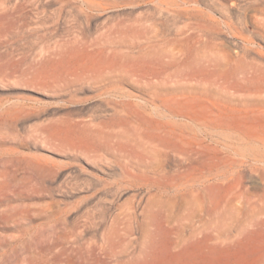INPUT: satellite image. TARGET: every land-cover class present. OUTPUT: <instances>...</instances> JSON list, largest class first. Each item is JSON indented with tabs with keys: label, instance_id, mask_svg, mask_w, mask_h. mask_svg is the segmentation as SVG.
<instances>
[{
	"label": "rangeland",
	"instance_id": "obj_1",
	"mask_svg": "<svg viewBox=\"0 0 264 264\" xmlns=\"http://www.w3.org/2000/svg\"><path fill=\"white\" fill-rule=\"evenodd\" d=\"M92 1L87 8L83 0H0V264H264V163L241 155L234 156L240 166L222 162L227 149L200 140L207 127L191 123L195 139L167 136L170 160L162 168L155 157L145 167L118 151V138L100 123L108 120L117 69L157 82L182 68L193 49L205 50L204 42L221 62L264 67V0ZM140 18L153 21L150 40L140 39L148 50L135 58L126 49L108 53L106 28ZM179 43L186 51L178 52ZM167 79L178 91L154 89L163 91L154 100L130 80L118 86L142 112L216 111L206 99L184 100L193 80ZM175 191L187 201L166 205ZM254 209L259 216L249 220Z\"/></svg>",
	"mask_w": 264,
	"mask_h": 264
},
{
	"label": "bare ground",
	"instance_id": "obj_2",
	"mask_svg": "<svg viewBox=\"0 0 264 264\" xmlns=\"http://www.w3.org/2000/svg\"><path fill=\"white\" fill-rule=\"evenodd\" d=\"M83 2L87 8H90L93 4L92 0H83ZM152 25H153V21L148 23V19L140 18V19L135 20L134 22H131L128 24L123 25L120 23V24H114L112 26L107 27L106 28V37H107L106 49L108 50V53L115 55L116 53H122L123 49H126L128 52L133 54L134 58H135L136 56H138L141 53V51H142L141 49H145L144 45L141 43V40H140L141 36L144 35V36H146L145 37L146 40H148V41L150 40L151 36H147V35H149L151 33ZM130 27L135 29L137 31V33H130V34L124 33V34H122L123 31L130 29ZM192 36H190V37H189V35L186 36L189 39V43H190V38ZM196 37H195V39H196ZM181 40H183V39H181ZM100 41H103V39H101ZM183 42H188L187 38H186V40H183ZM183 42H181V44ZM170 44H171V42H170ZM181 44H180V46H178L180 48V51H178L179 48L177 51L178 52H181V50H182V52L186 51V50L183 51V49L185 47H184V45L181 46ZM204 44L207 46L209 45L208 43L206 44V42H204ZM97 45H98V43H97ZM185 46H186V44H185ZM187 46H188V43H187ZM207 46L204 47V45H203V48H205V50L200 48L201 46L199 48L196 47L195 49H193L192 53H191V56H192L191 59L189 61H187L186 63H184L182 68H177V69H174L170 72H167L164 74V76H163V74L160 75L162 77H160L161 79L159 78L160 80H158L157 82L151 81V80H144V79L142 81L138 78H132V74L127 75L128 73H126V75H123V72L119 69L116 70V72L113 75V78L112 77L109 78L110 79L109 80L110 85H111V87L115 88L116 93L112 94L113 95L112 99L105 101V103H107V105L109 107L108 110L110 113L108 114V120L103 121V122L100 121V123H102V125L104 127H106L107 129L111 128V132L109 133V135L111 137L115 135L116 138H118L117 139L118 140V143H117V145H118L117 150L118 151L121 152L125 148L128 151V155L130 157L137 158L141 162H144L145 167H148L149 165H151L153 159L155 161L156 160L155 157L156 158L158 157L157 163L160 162L159 165L162 166V168H163L164 167L163 163H167L164 160L166 159V161H167V158L169 156H171V155H169L170 153H168L170 150L167 151L168 144L165 142L167 136L173 137L177 140H182L184 138V134L186 132L187 134H189L188 136L192 137L189 139H195L197 137V134L194 131L197 130V128L195 129V127L192 125L195 129V130H193V128H191L190 124L191 123H199V124L207 127V129H208V131L207 130L204 131V133L202 134L204 137H201L200 140L208 141L207 143L209 145L210 144H217V146H218V144H222L223 147L225 149H227V152H225L227 154L220 156L219 160H221L222 162H224V163L227 162V163H231L232 165L234 164V165L240 166L243 163V161L241 159L240 160L236 159L234 156L241 155L247 159L253 160L256 163H258V162L264 163V67H261L260 64H258L259 65L258 66L256 63H255L256 65L255 64L254 65L248 64L247 63L248 61L245 63L240 62L239 60H238L239 62L238 61H230V59L228 57H226L227 58L226 61L221 62L220 60L222 59V57L220 58V54H219L218 58L216 56H214V53L216 51H214L212 56H210L211 52H213L209 48V46L211 47V45L208 46V48L211 52L209 51L207 53V51H206ZM174 47H177V46H174ZM164 49H165V47H164ZM166 49L164 51L168 50V49L167 50ZM145 50H148V49H145ZM151 50H152V48H151ZM158 51H159V49H158ZM128 52L126 53V55L129 54ZM142 53H143V51H142ZM162 53L163 52H161L160 54H162ZM146 55H147V53H146ZM148 55H149V57L152 56V55L150 56V54H148ZM216 55H218V54L216 53ZM124 56H125V54H124ZM173 56L171 55V57H173ZM154 57H156V55ZM159 57H161V56H159ZM169 57H170V55H169ZM169 57L168 58L166 57L165 59L168 60ZM219 58H220V60H219ZM223 59H224V57H223ZM146 60H147V57H146ZM148 60H149V58H148ZM173 61H172V63H173ZM243 61H245V60H243ZM231 62H233V63H231ZM235 62H237V63H235ZM128 67H130V66H128ZM147 68H148V66H147ZM124 72H126V70H124ZM169 77L170 78L174 77L176 79L186 78L187 81L193 80L195 83H193V84L188 83L185 86V88L191 92L190 94H193V95H189V94L186 96L184 95L186 97L184 100H186V102L189 103V102H194L198 99H200V100L206 99V101L208 100V102H210L211 106H214L216 108V111L214 112L212 110V108H209V110L204 111L206 113L203 114L202 116H199L198 114H196L194 109L188 110V108H186L187 110L183 109L182 112H177L178 110L174 111L172 109H169V112H167V113L165 111L150 112V113L149 112L146 113L145 111L142 112V110L137 109L134 106V104L128 100V98H130L132 95L125 92L124 90H120L119 89L120 86H118L120 83L130 80L137 87H139L141 89V91L145 92L144 96L146 95V96L152 98V100H154L155 98L160 99V96H162L160 93H163V91L158 93L154 89L161 88V89H165V91L171 90V91L175 92V94H176V92L179 89L178 87H180V86H175L174 88H169L167 86V81H168L167 78H169ZM166 79H167V81H166ZM106 89H108V86H106ZM212 89H215L216 93H217V94H214L213 97L208 96V91H211ZM178 96H180V95L178 94ZM171 98H172V96H171ZM162 99L165 100V97H162ZM141 102L143 105V104H147L149 102V100L146 97V99H142ZM168 103H169V101H168ZM125 105H127V107H128V105L130 106L129 110L125 109ZM137 105L142 106L141 104H137ZM143 110H145V109H143ZM180 117H181V119H179ZM97 125H99V123ZM187 134H186V136H187ZM195 142H197V141H195ZM198 142H200V141H198ZM188 144H190V143H188ZM185 145H186V143H185ZM200 145H202V144H200ZM200 145L198 147H200ZM217 146L213 145L212 147H213V149H215L216 153L220 154L221 148L219 149ZM115 147H116V145H115ZM182 147H180V149ZM175 151L176 150H174V152ZM182 151H183V149H182ZM221 151H223V149ZM180 153H181V156L178 155V157L185 156V154H183V156H182V152H179V151L176 152V154L175 153L174 154L177 155ZM188 153H189V151H188ZM231 155H233V156H231ZM194 156H195V153H194ZM216 156H218V155H216ZM190 158L195 159V157H190ZM161 160L163 163L161 162ZM168 160H170V159L168 158ZM179 161H182V160L180 159ZM191 161L190 162L188 161V162L191 163ZM136 163H137V161H136ZM194 163H195V161H194ZM182 164L181 163H175L174 165L177 168L181 167L182 170H185V168H183ZM220 164H218V165H220ZM156 165H158V164H156ZM168 165H169V163H168ZM195 165H197V164L195 163ZM169 167H170V165H169ZM169 167H167V168H169ZM172 167H173V165H172ZM154 168H156V166ZM239 168L240 167H238V169ZM179 170H180V168H179ZM251 171H256V170L255 169L253 170V168H252ZM162 172L166 173V171H162ZM170 172H172V171L170 170ZM175 172L176 171H174V173ZM182 172H184V171H182ZM158 173H160V172H158ZM177 173L173 174L174 177L176 175H178ZM226 173H227V171H226ZM263 174H264V171H263ZM165 175H167V174H165ZM240 176H241V174H240ZM160 177L161 176L159 175V178ZM188 180H189V178H188ZM218 184H219V182H218ZM183 189H184V187H183ZM184 190H183V192L181 191L182 194H185ZM187 192H191V191L187 190L186 194H187ZM182 194L175 191V194L173 196H171V197L168 196V198L164 197L167 200L166 205H168L169 202H172L173 204H175L173 206L176 207L177 204H180L181 202L187 201L186 198L184 199ZM161 196L162 195H160L159 200H161ZM181 196L183 197L184 201H182L183 199L181 198ZM196 197H197V194H196ZM187 198H188V196H187ZM260 199L262 200V198H260ZM166 200H165V202H166ZM159 202H161V201H159ZM163 202L164 201H162V203ZM159 204H157L159 209H160L161 205H163V204L165 205V203L160 204V206H159ZM170 205H171V203L169 204V206ZM260 206L264 207L262 205H260ZM167 208H168V206H167ZM167 208L165 207L166 213H167L166 216L170 217L172 215V213H174V212L173 211L168 212ZM173 208H170V209L173 210ZM186 209H187V207H186ZM256 211L257 210L254 209V212L251 211V213H249V216H250L249 220L256 219L255 218V216L257 215ZM263 211H264V209H263ZM147 212H148V210H147ZM186 212H184V214ZM257 212H258V214L260 213L259 210ZM219 213H221V212H218V215H219ZM261 213H262V209H261ZM176 214L178 216H180L179 213H176ZM222 214H223V212H222ZM237 215H238V213H237ZM263 215L264 214H262V217H263ZM257 216H259V215H257ZM191 218H192V215H191ZM243 218H246V216ZM243 218L237 222H242ZM259 218H261V217H259ZM214 221L215 220H213L212 224L214 226L217 224V229H218V223L219 222L216 221V223H214ZM183 222H184V220H183ZM200 222H201V220L199 221V223ZM245 222H247V220H245ZM251 222H254V221H251ZM256 222L252 223V224H256ZM175 223H177V222L175 221ZM201 223H200V225H201ZM224 223L226 225V221ZM227 223H228V221H227ZM200 225L199 224L194 225V227L196 228V226L198 227ZM221 225H222V223H221ZM243 225H244V223H242V226ZM246 225L249 227V225H251V223H249V225L248 224H246ZM208 226H210V225H208ZM214 226H213V228H214ZM247 226H244V227H246V229H247ZM204 228H205V226L203 227V230H204ZM243 228L240 230V232L241 231L245 232V229L243 230ZM175 229H179V228L175 227ZM219 229H220V227H219ZM199 231H202V229ZM207 231H209V230H207ZM190 232H191V230H190ZM203 232H205V231H203ZM209 232H207V233L210 234ZM191 233H189L190 238H191V235L194 234V233H192V234ZM201 233L202 232H200V234ZM223 233H225V232H223ZM195 234H196V232H195ZM230 236H231V234H230ZM227 237H229V236H227ZM223 238L225 240V237H223ZM223 238L219 239V241L223 240ZM224 242H222V244H224ZM230 242H232V241H230ZM191 245H193V244H191ZM193 255H195V254H193Z\"/></svg>",
	"mask_w": 264,
	"mask_h": 264
}]
</instances>
